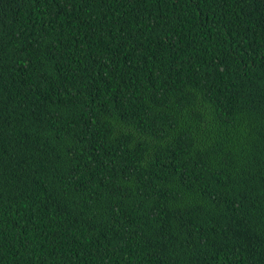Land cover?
I'll use <instances>...</instances> for the list:
<instances>
[{
    "label": "trees",
    "instance_id": "16d2710c",
    "mask_svg": "<svg viewBox=\"0 0 264 264\" xmlns=\"http://www.w3.org/2000/svg\"><path fill=\"white\" fill-rule=\"evenodd\" d=\"M0 264H264V0H0Z\"/></svg>",
    "mask_w": 264,
    "mask_h": 264
}]
</instances>
